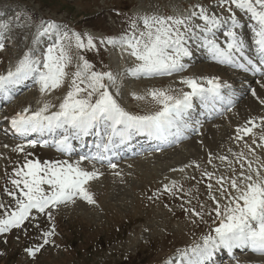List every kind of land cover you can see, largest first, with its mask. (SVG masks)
<instances>
[{"label": "snow or ice", "instance_id": "obj_1", "mask_svg": "<svg viewBox=\"0 0 264 264\" xmlns=\"http://www.w3.org/2000/svg\"><path fill=\"white\" fill-rule=\"evenodd\" d=\"M196 7L199 11L187 14L130 18L129 30L119 38H108L100 43L119 47L134 58V66L126 70L132 77L152 79L185 72L188 65L184 60L192 56L188 46L191 40L215 63L264 78V0H217L216 7L227 15H217L201 5ZM238 12L247 17L251 44L241 31L245 25ZM9 27L7 23L0 24L4 31ZM45 36L53 37L51 46L46 50L34 47L25 51L14 67L0 74V97L10 100L13 90L29 80L38 85L41 96H48L60 89L69 77L67 69L72 64L70 49L73 45L79 51L96 48L92 36L69 33L55 22H42L33 44H39ZM3 50L4 44L0 42V51ZM79 61L71 73L68 91L58 106L43 100L35 110L25 108L11 120V127L21 139L34 133L51 137L28 140L27 145H17L13 149L16 152H24L25 147L35 148L38 144L41 147L51 145L71 157L74 152L72 141L83 142L85 137H96V151L80 155L75 162L28 159L31 153H27L23 165L12 173L13 188H5L4 192L12 198L14 207L0 203V209H3L0 235L29 225L34 227L41 239L38 246L26 249L33 257L56 233L54 223L50 230L41 231L36 222L40 215L52 222L51 210L61 204L75 202L77 198L95 203L86 185L99 174L87 170L82 166L84 162L108 161L109 166L115 168L112 163L115 149L135 136H146L161 145L185 138V131L194 128L192 113L197 103L208 114H222L223 109L230 111L233 106L231 84L221 82L218 77L182 76L179 89L150 88L143 95L133 94L135 100L154 108L134 113L126 110L118 100L120 86L111 71L93 70L84 55L79 56ZM257 83L264 88V83ZM112 88L116 91H111ZM251 95L264 105V99L257 96L254 88ZM194 123L198 126L200 122ZM256 128L260 129L258 136L254 131ZM246 137H251V143L243 145L246 152L228 150L235 161L223 155L218 157L231 169L227 177L207 171L202 173L209 181L206 191L211 206L206 208L205 204H200L198 209L184 210L201 222L208 216L215 227L201 236L199 242L179 252V264H209L218 250H227L231 254L233 249H248L264 255V117L259 118V123L256 118L249 119L246 125L236 129L235 140L243 141ZM212 160L210 154L208 163ZM234 163L239 167H234ZM189 166L200 167L199 164L185 167ZM178 171L183 172L184 168ZM182 190L183 186L177 185L176 181L163 187V192L173 197ZM192 222L196 223V219ZM167 264H175V261L169 260Z\"/></svg>", "mask_w": 264, "mask_h": 264}, {"label": "rangeland", "instance_id": "obj_2", "mask_svg": "<svg viewBox=\"0 0 264 264\" xmlns=\"http://www.w3.org/2000/svg\"><path fill=\"white\" fill-rule=\"evenodd\" d=\"M196 5L204 6L210 12L215 11L217 15H227L216 7L217 0H0V24L10 25L7 31L0 29V42L4 44V50L0 51V74H5L9 68L14 67L15 57L21 58L25 51L34 47L46 50L51 46V36L41 37L37 44L39 46L33 44L37 28L42 22H55L69 33L90 35L96 44V48L91 51H79L73 45L70 49L72 64L67 69L69 77L60 89L54 90L48 96H41L38 85L31 81L30 87H25H28L26 91L13 98L11 104L0 109V116L15 111L18 113L25 108L35 110L41 106L43 100L58 106L68 91L71 73L80 63V55H84L93 65V70L111 71L117 77L121 92L118 100L128 111L131 108H136L141 113L154 110L146 102L135 99L132 101L129 98L133 97L132 94L143 95L150 88L177 89L172 81L176 78L180 80L182 76L218 77L221 82L229 83L233 76L222 70L224 65L216 64L209 56L206 59L203 50L197 51L199 48L195 41L190 40L188 44L195 51L193 58L184 60L188 65L186 72L152 79L128 75L126 70L134 66V58L119 47L100 43L108 38H119L129 30L130 18L152 14H187L190 11H199ZM237 15L245 22L243 17L246 16L239 12ZM247 23L248 21L245 24ZM243 29L249 30L247 25ZM196 54L198 58L202 56L205 60L199 61ZM111 91L115 92L116 89L112 88ZM231 91L234 96L237 95ZM250 93L249 88L244 100ZM259 97L264 99L263 96ZM242 101L236 103V107L232 106L230 111L225 109L211 125L203 127L204 123L201 124L192 137H188V133L187 141L180 142L176 147H169L171 150L166 148L159 152L145 153L143 157L149 156L146 160L120 157L112 162L116 165L115 168L110 167L108 161L84 162L82 166L99 174L97 179L86 185L95 203L89 204L77 198L75 202L61 204L51 210L54 216L52 222L45 215H40L36 222L40 224L41 231L50 230L54 223L56 233L50 237L51 242L35 257L28 255L26 249L38 246L41 238L31 225L0 235V264H167L169 260L175 259V263L179 264V252L199 242L201 236L215 227L208 216L201 222L184 210L198 209L200 204H205L206 208L211 206L206 191L209 181L202 173L207 171L215 176L223 174L227 177L231 169L218 157L223 155L235 161V157L228 150L239 153L245 142L251 143V137H246L243 141L235 140L236 129L246 125L249 119L256 118L259 123V118L264 117V105L257 99L252 106L246 107H242ZM197 109L200 112L199 119H202V115L206 116L202 108ZM222 127L224 129L221 131ZM3 128L4 131L0 129V203L6 207H14V201L4 189L13 188L10 182L12 173L18 166L23 165L27 153H31L28 159L75 162L79 158L77 155L96 151L95 148L90 152L92 142H89L87 148L83 144L79 148L81 153L71 157L60 156L53 150H42L39 144L35 148L25 147L24 152H16L13 149L19 144L27 145V141L10 137L7 129L4 126ZM210 128L227 136L226 145L221 151L216 147L217 141L215 144L209 142ZM254 131L257 135L260 133L259 128ZM210 154L215 159V167L208 163ZM193 164H199L200 167H185ZM234 167L238 168L239 165ZM181 168H184L183 172L178 171ZM172 181L183 186V190L176 197L163 192L164 185ZM154 193L157 195H153ZM193 219H196V223L192 222ZM242 253L237 252L234 256L223 258L222 264H254L253 259L264 258V255Z\"/></svg>", "mask_w": 264, "mask_h": 264}, {"label": "bare ground", "instance_id": "obj_3", "mask_svg": "<svg viewBox=\"0 0 264 264\" xmlns=\"http://www.w3.org/2000/svg\"><path fill=\"white\" fill-rule=\"evenodd\" d=\"M243 19H245V22L243 21L242 23H244V25H246L245 23L247 22V17H243ZM245 34V37H246V40H247V42L249 43V40H251V38H250V33L249 32H245L244 33ZM219 35V34H218ZM249 44H251V43H249ZM38 46V45H37ZM191 49V48H190ZM191 51H192V49H191ZM203 52H205L206 54H205V58L207 59V57H208V54H207V52L203 49ZM14 59V58H13ZM18 59H20V57H18V58H16L15 57V62H17L18 61ZM210 59V58H209ZM198 60L199 61H203V60H205V59H203V57L202 56H200L199 58H198ZM212 61V60H211ZM202 69H204V67H202ZM232 70V72H234L235 73V75L237 76V80H236V82L239 84L238 85V88H236L237 89V92L239 91V89H241L242 91H244L245 89V87L246 86H248V89L250 88V89H255L256 90V92H257V96H263L264 97V88H261V86H260V83H257V82H251V79H255L256 81H260L261 83H264V78H256L254 75H252L251 73H246V75H243V76H239L236 72L238 71L237 69H233V68H231V69H229L228 71H231ZM239 72H241V71H239ZM230 77V76H229ZM232 77V76H231ZM236 77H234V79H235ZM173 80V78L170 80V82ZM231 80H233V77H232V79ZM172 83L173 84H175L178 88L177 89H179L181 86H180V84H179V79L178 78H176V80H173L172 81ZM231 90H233V89H231ZM22 91V90H21ZM227 91V90H226ZM249 91V90H248ZM247 91V92H248ZM236 92V94H238ZM242 93V92H241ZM248 95V94H247ZM132 96H133V94H132ZM132 96H130V97H132ZM246 97V96H245ZM129 99H132V101L134 100V98L132 97V98H129ZM256 98H254L252 95H251V93H250V95L248 96V98L246 99V100H244V101H242L243 102V104H242V107H246V106H252L256 101ZM236 103H238V98L236 97V96H234L233 95V106L236 104ZM234 107H236V105L234 106ZM233 107V108H234ZM241 106H240V108L241 109H243ZM231 110H232V108H231ZM130 111L131 112H134V113H136V112H139V110L138 109H136V108H131L130 109ZM226 110H224V112H225ZM224 112H222V113H224ZM220 115L221 114H218V115H215V117H214V119H213V121L214 122H216L218 119H219V117H220ZM207 117V116H206ZM205 118V116L204 115H202V119H204ZM213 121L211 122V124L213 123ZM210 124V125H211ZM224 129V127H222V128H220V130L222 131ZM198 130V126L197 125H195V123H194V128L191 130H187L188 131V133H189V136L188 137H192L193 135H194V133H195V131H197ZM260 130V129H259ZM259 135V134H258ZM257 135V136H258ZM208 136H209V142H211L210 144H215V142L217 141V143H218V145H216V147L218 148V150L219 151H221L222 149H224V146L226 145V140H227V136L225 135H220L219 134V132H218V130H214L213 128H210V131L208 132ZM185 137V136H184ZM186 138V137H185ZM250 144V143H249ZM172 145H170V146H168L167 148L169 149V147H171ZM149 150H151V149H148V151ZM169 150H171V149H169ZM147 151V152H148ZM242 151H245V149H244V147L242 148ZM258 153H259V149H257L256 150ZM159 152V151H158ZM183 153V152H182ZM133 155L132 156H134L135 157V154L134 153H132ZM152 154H154V153H152ZM157 154V153H156ZM156 154H154V155H156ZM150 155V154H149ZM144 155H142L141 154V156L140 157H138V158H142V159H140V160H146L147 158L146 157H143ZM183 157V156H182ZM162 158V157H161ZM215 163V159H213L212 160V165ZM182 165V164H181ZM236 164L234 163L233 164V166H235ZM177 167V166H176ZM188 247V246H187ZM242 254H245V255H255V254H257V253H253V252H251L250 250H248V249H243L242 250ZM232 256H234V255H232ZM248 257V256H247ZM252 257V256H251ZM245 258H246V256H245ZM248 259H250V257L248 258ZM178 260H179V258H178ZM218 261H219V259H218ZM252 262L254 263V264H264V258H262V259H253L252 260ZM211 264H214V262H210Z\"/></svg>", "mask_w": 264, "mask_h": 264}]
</instances>
